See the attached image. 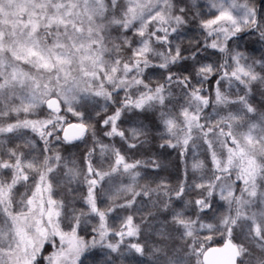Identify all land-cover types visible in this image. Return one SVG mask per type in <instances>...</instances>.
Here are the masks:
<instances>
[{
	"label": "snow or ice",
	"instance_id": "snow-or-ice-1",
	"mask_svg": "<svg viewBox=\"0 0 264 264\" xmlns=\"http://www.w3.org/2000/svg\"><path fill=\"white\" fill-rule=\"evenodd\" d=\"M0 264H264V0H0Z\"/></svg>",
	"mask_w": 264,
	"mask_h": 264
}]
</instances>
